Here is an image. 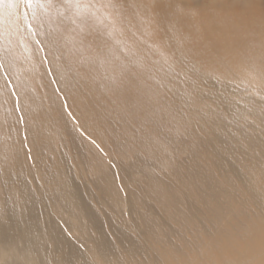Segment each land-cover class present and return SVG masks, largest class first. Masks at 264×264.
<instances>
[{
	"label": "bare ground",
	"instance_id": "obj_1",
	"mask_svg": "<svg viewBox=\"0 0 264 264\" xmlns=\"http://www.w3.org/2000/svg\"><path fill=\"white\" fill-rule=\"evenodd\" d=\"M74 1L65 2V8L69 16L60 13L61 8L58 6L55 10L56 19L57 17L65 20V17L71 19V23L65 26L71 34L82 30L81 35H76L85 39V42L80 44L82 46L80 48L91 52L92 72L89 77L85 76L80 64L76 61L72 62L68 58L70 53L67 51V42L56 36L55 32H49V29L45 27L42 28L39 22L46 16L44 11L41 12L39 8H36L37 21L32 18L27 19L29 23L35 24L37 31L40 32L39 41L44 44L42 46L43 51L49 58L50 66L55 73L62 94L67 98L66 104H69L68 106L64 105L61 98L55 96L56 94L52 92L46 71L39 61L42 51H39L31 40L27 39L25 43L17 44L21 48V58H23V53L27 49V60L30 59L33 69L30 68L27 71L25 68L21 69L8 64L9 69L12 71L8 70L12 82L20 92V94H17V100L13 101L12 99L2 102L1 104L6 107H0V261L10 260V264H13L12 260H16L17 264H49V260H52L53 264H77L76 260L81 257L77 249L65 247L57 258L49 256L45 260V257L41 254L47 251L45 246L39 245L34 249L32 244L35 237L38 239L47 238V234L55 239L54 226L49 228L40 227L32 233L29 230V225H27V231H20L15 228L16 221L20 219L19 217H1V215L11 212L8 208L1 211L3 202L7 199L6 196L9 193L17 190L19 195L28 199L34 193V189L40 193L39 186L35 185L36 188L35 186L31 188L30 183L25 182L24 175L26 172H29L31 180H42L43 163L46 164L57 158L62 160L68 149L80 156H85L91 152L89 155L95 161L93 162V166L95 165L96 168L94 171L108 172V164L104 159L107 153L105 155L103 152L106 151V147L98 144L102 152L97 148L93 152L89 150L87 139L90 135L93 134L92 136L99 137L105 135V138L112 139V144L118 153H120L121 148L127 149L128 143L132 142L133 139L135 140L134 143L138 142L144 149L145 145L137 140L135 135L137 129L140 130L141 134L149 135L151 134L149 131L154 134L153 128H155L161 139H163L161 131L155 123V120L163 125L165 123L163 118L164 108L158 106L163 99V92L160 91L162 88L171 87L174 90L171 93L172 96L175 99H180L182 96L184 97L185 93H179L186 89V85L192 87L196 85L192 81V75L200 76L199 80L205 81L211 86L216 75V63L218 61L221 62L224 58L229 57L236 62L235 69H242L246 57L253 53L250 50V53L246 55H231L224 49L229 44L227 39H219V35L224 34L234 41L237 38H243L242 33L236 36V31L252 32L246 31L252 28L245 26L244 20L240 24L232 23L234 26H231L232 24L227 19L219 20L215 18L210 27L204 25L203 21L190 22V20L179 16L181 11H185L187 1L169 0L164 4H160L157 15L158 25L168 32V44L171 46L178 43L180 38L179 25L187 22H189L190 28L195 30L196 41H191L189 36L183 37V42H180L178 46L175 45L171 53V61L175 62V66H171L169 62L166 68L167 73L171 76L170 79L165 76L161 79H155L157 67H164L166 62L159 56V52L152 48L153 46L143 44L140 52L130 50L129 48L135 49L134 46L132 44L128 45L127 41L119 38L122 33H119L120 36L116 39L115 24L111 19L105 17L93 0H86L84 4H78ZM130 10L137 12L138 6L133 4L130 6ZM39 11L40 15H38ZM123 12L124 9L119 7L116 16L118 22L127 27L128 18L123 19ZM96 19L99 20V23ZM83 22L94 25L92 26V33L86 31V37L82 36L84 34ZM223 22H225L224 25ZM11 29L20 32L21 26L18 29L14 24ZM135 36L132 37L135 38ZM100 39L104 42L108 41L111 46V49L103 52L105 53L104 58L99 57L97 53L99 50H96V45L93 48L95 41ZM195 39L193 38V40ZM259 46L262 49L255 52L257 58L249 57L247 59L250 72L242 73L240 78L232 73L228 83L231 86H234V83L242 86L249 83L250 87L247 91L251 95H244L243 98L244 100L247 98L250 100H246L247 103L242 106V112L244 115L254 118V121H250V123L255 128L257 123H264V117L258 118L264 114V94L259 93L264 89V46L262 44H259ZM234 48L235 52L240 55L249 49L240 46ZM9 56H4L0 52L1 61ZM144 56L147 59L152 56L156 59H154L155 65L152 64L153 66L149 68L145 67V71L143 70ZM105 59L108 64H104ZM108 65H118L121 70L114 74L106 73L105 68ZM130 69H133V71ZM223 69H227V66L223 65ZM16 72H22L27 80L18 82L14 77ZM163 73L165 74V72ZM96 76H99L100 81H103L99 82ZM236 77L237 80H235ZM30 81L36 85L39 83L38 97H35ZM219 82V79L214 80V83ZM104 88L108 90L113 88L116 91L115 93L119 95L120 100L111 103L112 96L107 99L108 94L111 95V93L106 90L107 94ZM211 90L213 89L211 88ZM204 95L205 93L200 91L201 106L205 102ZM252 96L259 97L263 103L261 101L255 102ZM136 97L144 108L141 114L138 113L134 103ZM34 100L36 101L32 105ZM32 107L37 109L31 111ZM21 116L23 119L30 118L29 126L23 128L22 123H20ZM146 117L148 118L145 119ZM6 120L9 121L5 122ZM36 120L39 123L35 122ZM151 125L154 126L153 130L146 129ZM26 128L31 130L32 135L26 132ZM130 131L132 133L126 135ZM92 139L95 140V138ZM251 143L259 146L264 152V133L255 135ZM192 145L190 146V149L191 147L192 149L189 155L198 157L197 149L199 148ZM163 148L159 150L156 156L157 166L161 170H176L178 168L177 163H173L169 157L161 158ZM144 150L146 151V149ZM263 152L255 151L252 166H245L242 162H238L232 181L222 184V181L219 180L217 196L207 194L206 190L197 184L198 179L195 177L185 186L181 183L176 185L175 181L172 183L157 173H150L148 170L153 171V169L147 161L144 163L147 169H143L146 186L138 190L136 195L130 189L128 190V196L124 197L116 189L115 178L112 175H103L105 182L103 190L109 189L115 201L112 204V209L119 215L124 224L140 233V239L145 242L141 244L140 241H134L124 230L116 233L117 239L125 250L124 264H129L127 262L128 258L132 260V264H264ZM98 153H102L103 157L99 159ZM66 157L68 158V156ZM94 157L96 159H93ZM48 164L50 170L48 169L46 172L50 175L52 166L51 163ZM187 167L193 169L195 174L198 173L200 176L204 175L203 178L206 177L203 169H197L196 164H190ZM44 184L45 180L42 182V185ZM3 190L6 195L1 197ZM132 193L131 198L126 199ZM194 199L201 201L203 207L196 205ZM28 206L29 202H26L21 208L27 209ZM96 219L101 225V219L98 217ZM198 227L199 231L194 233V238L190 240L188 237L189 232L192 228L197 229ZM12 228H14L13 233H6ZM113 234L115 236L114 232ZM89 255L99 259L100 264H123L120 256H115L105 248L94 249ZM61 256L66 257L67 261L60 260L59 257ZM81 264L97 263L83 262Z\"/></svg>",
	"mask_w": 264,
	"mask_h": 264
},
{
	"label": "rangeland",
	"instance_id": "obj_2",
	"mask_svg": "<svg viewBox=\"0 0 264 264\" xmlns=\"http://www.w3.org/2000/svg\"><path fill=\"white\" fill-rule=\"evenodd\" d=\"M66 1L69 0H0V52L4 56L11 55L4 58V61H1L0 59V107H6L1 104L2 102H7L12 99L13 101L17 100V94H20L12 82L9 73L11 70L9 69L8 64L20 67L21 69L25 68L27 71H29L30 68L33 69V64L30 62V59L27 60V49L25 53H23V58H21V48L17 44L25 43L27 39L31 40L39 51H42L39 61L43 64L44 70L46 71L52 92L56 94L55 96L61 98L64 105H69L66 104L67 98H65L61 92L55 73L50 66L49 58H47L48 56L45 51H43L44 48L42 46H44V44L39 41L40 32L37 31L35 24L27 21L28 18L37 21L36 8H39L41 12L44 11L46 14L43 20L41 19L39 22L42 25V28L44 29L45 27L49 29V32H55V34H57L56 36L66 41L67 51L70 53V57L68 56V58L72 62L76 61L80 64L85 76L89 77L91 74V52L80 48L82 47L80 44L85 42V39L79 38V36L76 35H81L82 30L75 31L76 33L74 32V34H71L68 29L65 28V26H68L69 23H71V19L69 20L67 17H65L66 20L61 17H57L56 19L55 10L58 6L62 10V12L61 10L59 11L60 13L65 16L68 15L65 8ZM93 1L95 5L97 4L99 6L101 9L100 11L103 12L105 17L111 19L115 24L114 27L117 31V34H115L116 39L120 36L119 33H122L119 38H123L127 41L128 45L132 44L134 46L135 49L129 48L130 50L140 52L143 44H150V47L153 46L152 48H155L157 52H159V56L162 57L166 63L164 67H157L158 73L156 72V75L154 76L155 79H161L164 76L170 79L171 76L167 73L168 70L166 68L169 62L171 66H175V62L171 61V53L175 45L178 46L180 42H183V37L189 36L191 41H196L194 35L195 30H192L189 22H187L179 25L178 30L180 38L178 43H174L171 46L168 44V32L165 28L158 25L157 15L160 4H164L169 0ZM186 1L187 6L184 8L185 11H181L179 16L190 20V22L203 21L202 23L204 25L210 27L215 18L219 20L227 19L230 24H240L241 21L244 20V25L252 28L246 31L252 32L244 33L236 31V36H238L239 33H242L243 38H237L234 41L231 40V37L229 38L224 34L219 35V39H227L229 44L224 49L231 53V55L242 56L249 54L250 50H252L253 53L246 58H257L255 52L262 49L259 44L264 46V0ZM74 2L84 4L86 0H75ZM133 4L138 6L137 12L130 10V6ZM119 7L124 9L123 19H126L125 17L128 18L127 27L130 29L124 27L123 24L118 22L116 13ZM40 11L38 12V15H40ZM34 15L35 17H33ZM11 19H13V21H11ZM5 20L7 21L5 22ZM96 21L99 23L98 19H96ZM14 24L18 29H20L21 26L20 32L11 29ZM117 24L121 25L118 26ZM224 24L225 22H223V25ZM83 25L84 34H82V36L86 37L87 33L93 32L92 26L94 25H91L88 22H83ZM231 26H234V24ZM127 29L131 32H128ZM132 36H135V38ZM193 38L195 40H193ZM95 45L97 47L96 50H99L97 51L99 57L102 58L105 57V53L103 52L107 51V49H111L109 42H104L101 39L95 41L93 48ZM235 46L247 47L249 49L240 55L235 52ZM152 57L147 59V57L144 56V71L145 67L149 68L155 65L154 61L156 59L155 57ZM247 59L244 61L242 69H235L236 62L229 57L224 58L221 62L218 61L216 63V75L211 86L205 81L199 80L198 78H200V76L192 75V81L195 82L196 85L193 87L186 85V89L179 93H185L184 97L181 95L182 98L180 99H175L172 96L171 93L174 90L171 87L162 88L160 91L163 92V99L159 102L158 106L164 108L163 118L165 123L163 125L158 120H155V123L156 127L160 129L163 139H161L158 131L153 128V125H151V127H146V129L149 130L153 128L154 130H152L154 134L151 131H149V133H151L149 135L141 134L139 129L135 131L137 140L145 145L144 149H146V151L138 142L134 143L135 140L133 139L131 140L133 143H128L132 148L126 144L128 148H121L120 153H118L112 144V139L105 138V135L102 137L96 135L92 136L93 134L90 135V139H87L89 142V150H92L93 152L94 149L97 148L101 151V149L97 147L98 144L106 147V151L104 150L103 152L105 155L107 153L104 159H106L108 164V172L106 171L104 173L100 170H97V172L94 171L96 170L95 165L93 166V162L95 161H93L92 157L89 155L91 152L85 156H80L71 149L66 151L67 155L65 154V157L62 158V160L57 158L48 162L51 163L50 165L52 166L50 175L46 172L48 169L50 170V167L48 168L49 164L43 163L44 172L42 180H31L29 172H26L24 175L25 182L27 184L30 183L31 188H34L35 185L39 186L40 193L34 189V193L29 199L19 195L17 190L9 193L8 196H6L7 199L3 202L4 204L2 205L1 211L8 208L11 212L1 215V217H19L20 219L16 221L15 228L20 231H27V225H29V230L32 233L35 229L40 227L49 228L54 226L56 240L47 234V238L38 239L35 237L32 244L34 249L39 245L45 246L47 251L41 253L45 257V260L49 256L57 258L63 248L72 247L74 250L77 249L81 255V257L76 260L77 264L83 262L100 264L99 259L91 257L89 253L94 249L105 248L110 250L115 256H120L121 262L124 264L125 250L117 239L116 233H120L121 230H124L134 241H140L141 244H144L145 242L140 239V233L124 224L119 215L112 209V204L115 203V201L113 200L109 189L103 190V186H105L103 175H112L115 178L116 189L124 197L128 196V190L130 189V191H133V193L135 192L134 195H136L138 190L143 189L146 186L143 169H147L144 166L145 161H147L149 166L153 169V171L148 170L150 173L162 175L172 183L175 181L176 185L179 183H181V185H188L189 181L195 177L198 179L197 184L201 185L206 190L207 194L217 196L219 192V188L217 187L219 180L222 181V184L232 181L234 170L238 162H242L245 166H252L255 151L258 150L259 152H263L259 146L252 144L251 141H253L255 135H261L264 133V123H257V127L255 128L254 125L250 123V121H254V118L244 115L242 112V106L247 103L246 100H250L249 98L245 100L243 98L244 95H251V93L247 91L250 87L249 83L244 86L235 83L234 86L228 85L232 73L240 78L242 73L250 72L248 68L249 61ZM104 64H108L106 59ZM223 65L227 66V69L224 70ZM120 70L121 68L118 67V65H108L105 68V72L111 74L118 73ZM130 70L133 71V69ZM99 72L101 73L100 70ZM163 72H165V74ZM14 77L18 82L27 80V77L23 75L22 72H16ZM96 77H98L99 82L103 81H100L99 76ZM215 79H219L220 82L214 83ZM141 80L144 81L143 78H141ZM235 80H237V77ZM148 83H150V81H148ZM31 86L35 97H38L39 83L36 85L31 82ZM210 87L213 90H211ZM106 90L110 92L111 95L108 94ZM104 91L108 94L107 99H110L112 96L111 98L113 99H110L111 103L120 100L119 95L115 93L116 91L113 88L109 90L105 89ZM200 91L205 93L203 96L205 101L203 106H201L202 103H200ZM259 93L264 94V89L259 91ZM103 94L105 95V93ZM252 98L255 102L261 101L259 97L252 96ZM35 101L36 100L33 101L32 105H34ZM134 103L138 113L141 114L144 108L138 101L137 97L135 98ZM35 109L37 108L32 107L31 111H35ZM262 117H264V114L260 115L258 118L260 119ZM147 118L148 117L145 119ZM8 121L9 120H6L5 122ZM35 122L39 123L38 120ZM20 123H22L23 128H25L26 126H29L30 118L23 119ZM26 132L31 134L29 128H26ZM131 133L132 131L128 132L126 135H130ZM92 138H95V140ZM91 140L95 141V144H93ZM191 145L199 148L197 149L198 157H192L189 155L190 150L192 149V147L190 149ZM161 148H163L161 158L164 159L169 157L173 163H177L178 168L176 170H161L160 167L157 166L156 156ZM101 154L102 153H98L99 159L103 157ZM66 156H68V158ZM137 158H139L141 162ZM93 159L96 158L94 157ZM141 164L142 166H140ZM190 164H196V167L199 170L203 169L206 173V177L203 178L204 175L200 176L198 173L195 174L193 169L187 167ZM54 171L59 178L53 173ZM43 180H45L44 185H42ZM133 193L126 199H130ZM5 195L6 192L3 190L1 197H4ZM194 201L196 205L203 207L201 201L195 199ZM26 202H29V206L27 209H22V205ZM95 215L101 219V225L97 222V217ZM13 231L14 228L6 233H13ZM198 231L199 227L197 229L192 228L188 234L189 239L192 240L194 238V233H197ZM113 232L115 233V236ZM34 249L32 250L34 251ZM59 259L63 262L67 261V258L62 256L59 257ZM127 262L132 264V260L129 258L127 259ZM12 263L17 264L16 260H12ZM0 264H10V260L0 261ZM49 264H53L52 260H49Z\"/></svg>",
	"mask_w": 264,
	"mask_h": 264
},
{
	"label": "snow or ice",
	"instance_id": "obj_3",
	"mask_svg": "<svg viewBox=\"0 0 264 264\" xmlns=\"http://www.w3.org/2000/svg\"><path fill=\"white\" fill-rule=\"evenodd\" d=\"M23 119V117L21 116V120ZM25 139H26V136H25ZM92 143L93 144H95V141H92ZM97 147H99V146H97Z\"/></svg>",
	"mask_w": 264,
	"mask_h": 264
}]
</instances>
